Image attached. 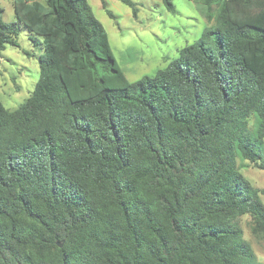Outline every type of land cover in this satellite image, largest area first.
Here are the masks:
<instances>
[{
	"label": "trees",
	"instance_id": "16d2710c",
	"mask_svg": "<svg viewBox=\"0 0 264 264\" xmlns=\"http://www.w3.org/2000/svg\"><path fill=\"white\" fill-rule=\"evenodd\" d=\"M200 1L214 26L136 81L88 0L0 7V53L21 26L43 49L30 97L0 99V264H264L238 163L264 170V0Z\"/></svg>",
	"mask_w": 264,
	"mask_h": 264
},
{
	"label": "rangeland",
	"instance_id": "374dc122",
	"mask_svg": "<svg viewBox=\"0 0 264 264\" xmlns=\"http://www.w3.org/2000/svg\"><path fill=\"white\" fill-rule=\"evenodd\" d=\"M134 1L139 4L137 17L121 0H106L108 8L117 15L114 19L101 0H88L95 16L106 28L114 56L130 81L167 66L183 47L194 43L215 24V19H208L206 7L200 0H172L174 12L162 0ZM0 7L5 22L16 20L13 0H0ZM17 40L18 46L8 44L0 53V99L9 109L18 107L34 91L40 78V55L43 53L24 26ZM238 163L243 174L256 187L264 189V170L241 159ZM262 199L264 201V194ZM240 223L245 238L252 244L259 261L264 263V239L252 233L251 217L242 216Z\"/></svg>",
	"mask_w": 264,
	"mask_h": 264
},
{
	"label": "water",
	"instance_id": "95a60500",
	"mask_svg": "<svg viewBox=\"0 0 264 264\" xmlns=\"http://www.w3.org/2000/svg\"><path fill=\"white\" fill-rule=\"evenodd\" d=\"M58 244H59V246H62L63 245V243H58ZM16 264H22V263L21 262H18Z\"/></svg>",
	"mask_w": 264,
	"mask_h": 264
}]
</instances>
